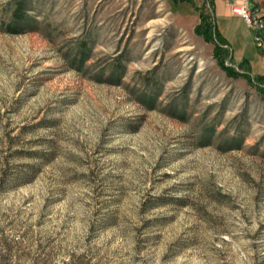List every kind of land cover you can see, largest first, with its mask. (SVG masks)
Listing matches in <instances>:
<instances>
[{
	"label": "rangeland",
	"instance_id": "374dc122",
	"mask_svg": "<svg viewBox=\"0 0 264 264\" xmlns=\"http://www.w3.org/2000/svg\"><path fill=\"white\" fill-rule=\"evenodd\" d=\"M258 2L0 0V264H264Z\"/></svg>",
	"mask_w": 264,
	"mask_h": 264
},
{
	"label": "trees",
	"instance_id": "16d2710c",
	"mask_svg": "<svg viewBox=\"0 0 264 264\" xmlns=\"http://www.w3.org/2000/svg\"><path fill=\"white\" fill-rule=\"evenodd\" d=\"M181 1H187L189 3L193 2V0H181ZM17 15L19 16V14ZM199 18H200V23L196 26L195 31L197 34L204 36L206 40H211V41L216 40L217 41L216 47H215V54L216 56H220V58L217 57L218 58L217 60L219 64H221L222 66L223 64L222 55L223 56L226 55V51H227L226 48L229 49L228 43L225 40V38L220 34L217 28V25L215 23V20H213L211 16L205 15L204 13H200ZM224 46H226V48ZM243 63H245L248 66L246 61H243ZM223 68H225L226 70H229L228 67L227 68L223 67ZM247 68H249V66ZM232 72L238 73L236 71L235 72L232 71ZM242 76L247 77V79H250V76L248 74H242ZM254 79L258 85L259 91L264 93V76L258 75V76H255Z\"/></svg>",
	"mask_w": 264,
	"mask_h": 264
},
{
	"label": "built area",
	"instance_id": "2783aa9c",
	"mask_svg": "<svg viewBox=\"0 0 264 264\" xmlns=\"http://www.w3.org/2000/svg\"><path fill=\"white\" fill-rule=\"evenodd\" d=\"M226 2L229 13L240 17L255 32L256 39H259L257 36L262 27V16L259 14L261 8L258 0H226Z\"/></svg>",
	"mask_w": 264,
	"mask_h": 264
},
{
	"label": "crops",
	"instance_id": "0c3cea01",
	"mask_svg": "<svg viewBox=\"0 0 264 264\" xmlns=\"http://www.w3.org/2000/svg\"><path fill=\"white\" fill-rule=\"evenodd\" d=\"M260 8H261V6H260ZM224 9V8H223ZM223 9H221L220 10V15H222L223 17H229V15L225 12V10H223ZM231 15V14H230ZM232 16V15H231ZM216 25H217V28H218V30H219V32H220V34H221V31H220V29H219V25L216 23ZM222 35V34H221ZM256 74L257 75H260V76H264V72H256Z\"/></svg>",
	"mask_w": 264,
	"mask_h": 264
}]
</instances>
